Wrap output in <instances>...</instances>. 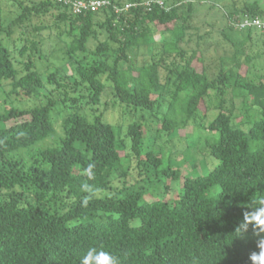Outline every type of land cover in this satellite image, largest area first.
Here are the masks:
<instances>
[{
  "label": "trees",
  "instance_id": "obj_1",
  "mask_svg": "<svg viewBox=\"0 0 264 264\" xmlns=\"http://www.w3.org/2000/svg\"><path fill=\"white\" fill-rule=\"evenodd\" d=\"M230 1L218 17L202 0L80 15L0 0V264H79L89 247L120 264H251L258 238L234 229L264 194V33L238 23L264 5ZM57 51L70 74H41ZM187 152L203 170L177 165Z\"/></svg>",
  "mask_w": 264,
  "mask_h": 264
},
{
  "label": "rangeland",
  "instance_id": "obj_2",
  "mask_svg": "<svg viewBox=\"0 0 264 264\" xmlns=\"http://www.w3.org/2000/svg\"><path fill=\"white\" fill-rule=\"evenodd\" d=\"M2 1V5H5V12L6 10H12L13 11V14L16 13L17 11V8H16V5H12L11 3H9L10 0H1ZM20 1H23V2H26V1H29V0H20ZM206 1V4L209 3V5L211 6H208V7H212V10L214 12V15H217L219 17V14H220V11L221 9H223V5H231V1L229 0H202V2L204 3ZM234 3H235V6L236 8H240V6L242 5L243 1H246V0H233ZM261 4L264 5V0H259ZM200 4V3H199ZM195 8L196 6L198 5L197 3L194 4ZM221 8V9H220ZM4 14V13H3ZM47 20L50 22L51 21V18L48 16ZM219 21L216 20V22H214L215 24H219L218 23ZM210 24V23H213V19H211L209 16H204V15H198L197 18L193 19L192 21V24L195 25L196 27H198V29L201 31V32H206V31H209V29H207L208 27L205 26V24ZM207 27V28H206ZM44 35L47 36L48 33L47 32H44ZM216 35V37H219L220 36H217V34H214V36ZM156 39L157 40H160L162 39V36L160 34L156 35ZM263 39H264V36H263ZM256 41V44L258 45L256 48L259 49V51H263L260 46V41ZM58 41L56 39H54L53 36H49V39L45 42V50L46 52L48 53V51H50L52 48H54L58 43ZM94 43L96 44V42H92L91 43V49L94 48ZM223 46L217 50V52L214 51L213 48H210L208 51H206L205 53V56L206 58H209V59H215L216 57H218L219 55H221L223 53V50H228V46H226V44H222ZM255 45V44H254ZM260 52V53H261ZM132 57L133 56V53H132ZM256 64H263L264 65V62L263 61H255ZM126 65L125 64H122V67L124 68ZM54 67H61L62 70L67 74L69 75L70 74V69L69 67L67 66V64L65 63V61L63 60V54L60 52V51H57V52H53L52 54H49V56L47 57V60H45L44 62H40V64H38V69L39 71L41 72V74H47L49 71H51ZM34 101H27V102H24V103H20L18 104L19 107H22V108H30L34 105ZM56 132H59V129H57ZM184 133H189V134H194V136L196 137L197 136V133H196V130L194 127H187L185 128L184 130ZM51 144V140H47L45 141L43 144H41L40 146H49ZM194 163L197 165V169L198 171L200 170H203V163L202 161L200 160L199 157H196L195 154L193 153H190V152H187L185 154V156L182 158V160L177 164L179 166H182L181 168H183L184 170H186L187 172L191 171L190 169V165Z\"/></svg>",
  "mask_w": 264,
  "mask_h": 264
},
{
  "label": "clouds",
  "instance_id": "obj_3",
  "mask_svg": "<svg viewBox=\"0 0 264 264\" xmlns=\"http://www.w3.org/2000/svg\"><path fill=\"white\" fill-rule=\"evenodd\" d=\"M160 3L162 4L161 1ZM246 20L251 21L252 19L244 18L241 22H239L238 26L240 30L247 28L257 29L252 26L240 28V25ZM257 31L264 33L259 29H257ZM93 167L94 164H90L88 166V170L90 171ZM81 189L82 191H87L89 193L95 191L91 186L86 184H82ZM89 198L90 197L88 196L84 198V205L87 204ZM255 205H259V207H255ZM244 209L245 210L242 212V222L236 226L234 233L238 237L242 236L248 231L249 226H251L253 236L258 238L256 240V248L258 251H251L248 259L251 264H264V236L261 235L264 234V194L259 195L257 200L253 201L248 208ZM79 264H120V261L116 256L105 251L102 247H89L81 256Z\"/></svg>",
  "mask_w": 264,
  "mask_h": 264
},
{
  "label": "built area",
  "instance_id": "obj_4",
  "mask_svg": "<svg viewBox=\"0 0 264 264\" xmlns=\"http://www.w3.org/2000/svg\"><path fill=\"white\" fill-rule=\"evenodd\" d=\"M57 4L68 9L72 15H80L85 13H95L100 9L106 8L110 5L108 0H55ZM160 5L161 3L158 2ZM128 6H125L127 9ZM114 11L117 12V9L114 8ZM248 26L255 27L260 31L264 32V21H261L259 18H255L244 21L240 28H245Z\"/></svg>",
  "mask_w": 264,
  "mask_h": 264
}]
</instances>
